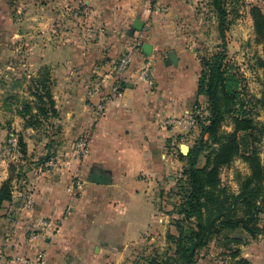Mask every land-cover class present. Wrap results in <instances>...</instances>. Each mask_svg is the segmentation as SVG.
<instances>
[{
  "label": "crops",
  "instance_id": "1",
  "mask_svg": "<svg viewBox=\"0 0 264 264\" xmlns=\"http://www.w3.org/2000/svg\"><path fill=\"white\" fill-rule=\"evenodd\" d=\"M19 1L22 33L39 37V65H61L54 97L64 128L88 133L89 151L69 154L62 167L14 189L0 217V264H23L39 248L47 250L46 264H107L141 232L129 227L139 222L132 211L140 209L144 229L151 224L159 187L172 188L184 166L177 148L185 129L162 121L186 117L205 102L198 95L200 62L182 30L196 23L201 0ZM9 2L0 0V17L13 23ZM129 52L123 91L112 95L113 66ZM8 164L0 161V186ZM101 173L108 184L91 180ZM44 219L53 225L32 239ZM250 252L243 256L251 264H264V253Z\"/></svg>",
  "mask_w": 264,
  "mask_h": 264
},
{
  "label": "rangeland",
  "instance_id": "2",
  "mask_svg": "<svg viewBox=\"0 0 264 264\" xmlns=\"http://www.w3.org/2000/svg\"><path fill=\"white\" fill-rule=\"evenodd\" d=\"M19 2V0L9 2L12 12L10 19L13 23H10L7 17H0V106L2 108L0 161L9 162V177L13 175L14 189L32 184L31 182L39 173L53 172L62 167L63 159L69 154L78 156L84 154L78 142L82 138H87L88 134L85 131L79 133V130L67 131L64 128L63 115L54 97L55 75L61 73L59 69L61 65H39L40 49L37 48L39 37L34 32L22 33ZM255 7L264 13V0H230L226 40L227 60L242 80L247 101L246 108L251 110L252 118L257 127L261 128L264 125V43L254 25L252 11ZM195 17L196 23L191 26L183 25L182 30L187 33L184 37L191 39V42L189 40L185 42L193 45L200 62L199 56L214 54L219 49L221 40L215 12L209 0L198 2ZM63 67L65 71L70 69L69 65ZM43 79L47 80V86L51 89L58 115L45 114L42 110L49 107L48 101L34 94L37 86L43 85ZM205 105V102H202L201 106H196L203 109L202 116L198 117L197 126L186 128L182 134H179L182 146L186 145L191 149L197 141L200 134L199 121L206 120L208 116ZM6 117L9 118L6 119ZM224 129L234 130L231 118L228 117L225 121ZM21 138L26 144L24 147L21 145ZM182 146L177 148L178 157L180 154L185 157L181 159L185 166L186 156L189 153H184ZM257 147L264 165L263 133L259 135ZM205 163L206 152L198 159V165L203 166ZM184 166L179 169L178 175L174 178L175 183L172 188L159 187L157 198H155L158 209L151 224L144 229V218L138 216L140 209L132 211L135 221L139 222L136 224L131 220L133 224L129 227L131 230L141 232L135 240H126V244L124 242L123 246H119L120 249L116 251L118 255L110 257L107 264H149L153 258L165 260L171 253L172 244L168 233H177L174 219L179 217L178 204L181 197L178 194V182L185 179ZM250 171L249 164L244 160L243 155L239 154L230 165L223 167V184L231 191L238 192L239 175L249 174ZM121 232L119 235L122 236ZM222 242L224 241L214 238L206 248L200 251L197 264H236V259H232L225 253ZM242 249L243 255L245 251H251L254 256L258 254V251L254 249H258L259 257L264 253V236L251 239L248 244L242 246Z\"/></svg>",
  "mask_w": 264,
  "mask_h": 264
},
{
  "label": "trees",
  "instance_id": "3",
  "mask_svg": "<svg viewBox=\"0 0 264 264\" xmlns=\"http://www.w3.org/2000/svg\"><path fill=\"white\" fill-rule=\"evenodd\" d=\"M209 3L215 12L221 44L214 54L199 56L198 95L205 99L208 116L199 121V137L186 156L185 179L178 182L181 201L179 217L174 219L177 233H168L171 253L165 260L153 258L149 264H197L200 251L214 238L224 241L225 253L236 259V264H251L243 256L242 246L264 236V165L257 147L264 125L258 128L251 110L246 108L242 80L227 60L230 0H209ZM252 15L256 32L264 43V13L255 7ZM46 81L43 79V85H38L34 94L48 101L49 107L42 110L45 114L58 115ZM228 117L233 122V131L224 129ZM21 145H26L22 138ZM204 152L206 163L200 166L198 159ZM239 154L251 171L239 175V191L233 192L223 184L222 169ZM180 157L185 158L182 154ZM13 191L11 175L0 186V217L4 204L13 200Z\"/></svg>",
  "mask_w": 264,
  "mask_h": 264
},
{
  "label": "built area",
  "instance_id": "4",
  "mask_svg": "<svg viewBox=\"0 0 264 264\" xmlns=\"http://www.w3.org/2000/svg\"><path fill=\"white\" fill-rule=\"evenodd\" d=\"M139 45V42L136 43ZM131 62V52L123 55L115 64L114 71L118 74V78L114 81L112 87V95H120L123 91V79L121 78V74L125 72L127 67ZM145 73H147V68H144ZM202 116V109L196 107L194 111L186 117L182 118H164L162 124L165 126L176 125L181 126L182 128H190L192 126H197L198 117ZM78 145L80 146L82 152L84 154L89 151V143L87 138H82L79 140ZM52 220L44 219L40 225V227L36 231H32L30 237L32 239H41L43 234L51 228ZM56 228V225H55ZM47 262V250L45 248H39L32 256H28L23 259V264H46Z\"/></svg>",
  "mask_w": 264,
  "mask_h": 264
},
{
  "label": "water",
  "instance_id": "5",
  "mask_svg": "<svg viewBox=\"0 0 264 264\" xmlns=\"http://www.w3.org/2000/svg\"><path fill=\"white\" fill-rule=\"evenodd\" d=\"M134 27H135V30H141L143 28V24H139V19H137L134 23ZM151 51H152L151 44H149V43L144 44V52L146 54H150ZM173 57H174V53H171L170 58L172 59ZM189 150H190V148L188 146H186V145L182 146V151L184 153L188 154ZM91 180L93 182L101 183V184H108L110 181L109 175L106 173L98 174V175L94 176Z\"/></svg>",
  "mask_w": 264,
  "mask_h": 264
}]
</instances>
